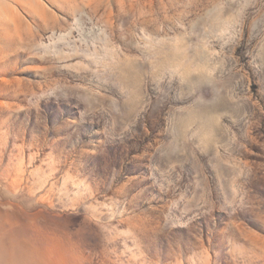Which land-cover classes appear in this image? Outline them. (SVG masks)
I'll use <instances>...</instances> for the list:
<instances>
[{
	"label": "rangeland",
	"instance_id": "374dc122",
	"mask_svg": "<svg viewBox=\"0 0 264 264\" xmlns=\"http://www.w3.org/2000/svg\"><path fill=\"white\" fill-rule=\"evenodd\" d=\"M25 8L0 29V263L264 264V0Z\"/></svg>",
	"mask_w": 264,
	"mask_h": 264
},
{
	"label": "bare ground",
	"instance_id": "6f19581e",
	"mask_svg": "<svg viewBox=\"0 0 264 264\" xmlns=\"http://www.w3.org/2000/svg\"><path fill=\"white\" fill-rule=\"evenodd\" d=\"M32 1L33 0H0V29H1V25L3 24H5L6 23V26L7 25H9L10 26V23H14L15 22V18L17 17L16 16V12L14 13V11H16V9L18 8V9H23V8H25V7H27L28 6V4L30 5L31 3H32ZM24 4H26L27 6H25ZM35 4H37V3H35ZM24 5V6H23ZM32 7V6H31ZM26 9V8H25ZM32 9V8H31ZM25 11V10H24ZM18 12V11H17ZM13 16V17H12ZM16 16V17H15ZM6 18L8 19L7 21H6ZM17 19V18H16ZM4 20H5V22H4ZM17 22V21H16ZM15 22V23H16ZM3 25H2V29H3ZM14 25V24H13ZM6 26L4 25V27H5V29H6ZM15 26V25H14ZM5 31V30H4ZM4 34V33H3ZM4 35H6V34H4ZM3 36V35H2ZM21 172V171H20ZM11 176V175H10ZM35 183V182H34ZM3 209V208H2ZM13 218V217H12ZM15 219V218H14ZM24 219V218H23ZM20 220V219H19ZM26 220V219H25ZM30 220V219H29ZM23 222H24V220H22ZM31 221H33V220H31ZM27 222H28V218H27ZM26 222V223H27ZM34 223V222H33ZM32 223V224H33ZM19 224H21V223H19ZM36 224V223H35ZM33 226V225H32ZM16 227H18V226H16ZM28 227H30V226H28ZM27 227V228H28ZM19 228V227H18ZM18 228H16L15 230L17 231V229ZM21 229H23V227H20ZM26 228V227H25ZM25 228H24V230H25ZM26 228V229H27ZM35 229V228H34ZM20 231V230H19ZM18 231V232H19ZM26 231V230H25ZM28 231H30L29 230V228H28ZM21 232H24V231H21ZM7 233V232H6ZM20 233V232H19ZM25 233V232H24ZM23 233H21L20 235H22ZM28 234V233H27ZM31 235H32V233H30ZM35 234V233H34ZM2 235V234H1ZM6 235V234H5ZM16 235H17V233H16ZM19 235V234H18ZM26 235V234H25ZM25 235L24 236H21V237H25ZM29 235V234H28ZM30 236V235H29ZM33 236V235H32ZM17 237H19V236H17ZM21 237L19 238V241L21 240ZM31 237V236H30ZM29 237V238H30ZM33 237H37V236H33ZM32 237V238H33ZM45 237V236H44ZM43 237V238H44ZM26 238H28V237H26ZM47 238H48V236H47ZM2 239V238H1ZM36 239H38V238H35V240ZM39 240V239H38ZM46 240V239H45ZM45 240H40L41 242L42 241H44L43 243H41L42 244V246H43V244L45 243ZM39 241V242H40ZM49 241V240H48ZM53 241V240H52ZM25 242V241H24ZM53 242H55V241H53ZM52 242V243H53ZM14 244V243H13ZM16 244H17V242H16ZM41 244H40V246H41ZM54 244V243H53ZM48 245V244H47ZM46 245V243H45V246H47ZM54 245H57V243H55ZM17 247V246H16ZM56 247H58V246H56ZM19 248V247H18ZM18 248H17V250H18ZM43 248V247H42ZM49 248V247H48ZM60 248V247H59ZM20 249V248H19ZM45 249V248H44ZM17 250H15V252H16V254L17 253H19V254H17V255H23V254H20L21 252H20V250L17 252ZM23 250V249H22ZM21 250V251H22ZM46 250L47 249H45V252H46ZM56 250V249H55ZM58 250V249H57ZM56 250V251H57ZM23 252V251H22ZM38 253V252H37ZM2 254V253H1ZM60 255V254H59ZM61 255H62V253H61ZM64 255V254H63ZM41 256H43L42 254H41ZM6 257H8V255H6ZM17 257V256H16ZM36 257V256H35ZM40 257V256H39ZM48 257H49V255H48ZM52 258V257H51ZM15 259H17V260H19V258H15ZM49 259V258H48ZM61 259V258H60ZM59 259V260H60ZM62 260V259H61ZM9 261V260H8ZM24 261L25 260H21L20 262H23L24 263ZM65 261H66V259H65ZM2 262V261H1ZM19 262V263H20ZM63 262V261H62ZM67 262V261H66ZM128 262V261H127ZM136 262V261H135ZM18 263V264H19ZM22 263V264H23ZM28 264H29V261L27 262ZM42 263H43V261H42ZM0 264H2V263H0ZM21 264V263H20ZM49 264V263H48ZM54 264V263H53Z\"/></svg>",
	"mask_w": 264,
	"mask_h": 264
}]
</instances>
